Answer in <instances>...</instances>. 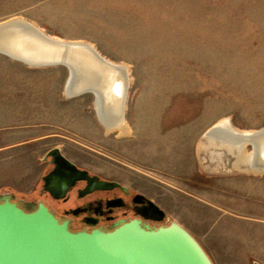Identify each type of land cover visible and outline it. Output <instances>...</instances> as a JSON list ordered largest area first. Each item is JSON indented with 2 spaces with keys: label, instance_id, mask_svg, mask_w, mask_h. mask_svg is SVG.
Returning a JSON list of instances; mask_svg holds the SVG:
<instances>
[{
  "label": "rangeland",
  "instance_id": "rangeland-1",
  "mask_svg": "<svg viewBox=\"0 0 264 264\" xmlns=\"http://www.w3.org/2000/svg\"><path fill=\"white\" fill-rule=\"evenodd\" d=\"M12 19L91 44L126 65L131 81L125 128L109 131L93 94L67 95L66 67L33 68L0 54V146L10 145L0 150V180L38 176L59 148L79 167L136 188L166 224L201 239L199 213L221 206L246 217V237L264 262V173L233 168L232 154L218 170L198 150L222 120L239 131L264 127V0H0V24Z\"/></svg>",
  "mask_w": 264,
  "mask_h": 264
},
{
  "label": "water",
  "instance_id": "water-1",
  "mask_svg": "<svg viewBox=\"0 0 264 264\" xmlns=\"http://www.w3.org/2000/svg\"><path fill=\"white\" fill-rule=\"evenodd\" d=\"M14 36L21 37L28 47L37 48L38 40V56L32 57L36 61L17 56L12 46ZM0 54L33 68L66 67V89L71 97L93 94L104 107L106 98L126 96V87L120 91L119 86L126 79L123 68L108 62L89 44L51 37L27 21L12 19L0 24ZM214 127L206 135L220 129ZM227 140L234 145L247 143L253 156L250 165L264 169V127ZM49 156L58 158L68 172L56 169L43 177L44 190L55 198H62L76 180L88 179V171L78 169L59 148L52 149L43 161ZM12 197L0 196V264H214L197 239L176 222L151 229L131 221L111 232L75 233L44 204L28 212L12 202ZM151 205L156 211L155 220L164 222L166 213L154 202Z\"/></svg>",
  "mask_w": 264,
  "mask_h": 264
},
{
  "label": "flooded vegetation",
  "instance_id": "flooded-vegetation-1",
  "mask_svg": "<svg viewBox=\"0 0 264 264\" xmlns=\"http://www.w3.org/2000/svg\"><path fill=\"white\" fill-rule=\"evenodd\" d=\"M42 163L45 168L38 196L29 199L12 197V202L25 211H34L39 204H44L61 223H66L68 229L75 233L95 230L111 232L131 221H139L142 227L151 229L167 225V217L162 223L155 220L156 211L151 205L153 201L139 190L119 179L106 178L76 164L78 169L88 171V179L76 180L64 196L57 199L44 190L43 177L56 169L68 174L67 168L58 158L51 156ZM95 177L106 184L101 185Z\"/></svg>",
  "mask_w": 264,
  "mask_h": 264
},
{
  "label": "crops",
  "instance_id": "crops-1",
  "mask_svg": "<svg viewBox=\"0 0 264 264\" xmlns=\"http://www.w3.org/2000/svg\"><path fill=\"white\" fill-rule=\"evenodd\" d=\"M235 131H237L238 134L246 132V131L242 132L239 130H235ZM213 135H215V133L214 134L212 133L211 135L208 136H204L205 141L201 140L198 150L200 151V153L204 152L203 153L204 155L201 154L200 156L201 160H206L207 156L205 154L211 153L210 155L214 159V161L216 160L218 162L217 169L220 170L222 169V165L224 161L223 158L225 154L227 155L229 153L232 154L235 160L234 162H236L237 153L233 154L227 148H223L222 145L224 144H221L219 140H217V142L215 141L211 142L210 137ZM226 135L228 134H225V138ZM231 136L233 135H228L227 138H230ZM210 144L213 146H211ZM240 145L239 147L243 148V150L246 149L247 146L246 143ZM9 146L10 145L8 144H2L0 146V150ZM215 151H217V153ZM244 152H246L248 155L250 154L249 151L247 150H245ZM219 160L221 161V163L219 162ZM234 166H236V164H234ZM44 168L45 167L41 168L38 176L35 173L29 171L27 173L21 174L20 176L11 178L5 183L3 181L4 179H1L0 190L9 188L10 191L14 195H16L17 198H21V197L25 199L34 198L37 194L36 190L40 185L39 182H41V177ZM238 169L247 172L245 168H238ZM246 169L252 171L250 170L248 164L246 165ZM211 199H212L211 203L214 204L216 203V200H218L216 199V196H213ZM223 201H226V199L225 198L220 199V201L218 202L224 203ZM200 203L201 205L203 204L202 207L204 209V205H207L210 202L208 203V201L204 200ZM220 207H217L216 209L217 211H215V213H213V211H211V209L207 207L208 208L207 210L210 209L209 214L206 215L204 213L202 215L200 213L197 214L198 216L197 219L201 221L202 225L206 228L204 230L205 234H203V236L201 235L203 240L200 237H197L196 234H194V232H192V230L188 229L186 226L182 225L181 223L180 225L183 226L186 230H188L197 239V241L201 244V246L210 256L214 264H253L254 262H259L260 264H264L263 260H261L260 258H258V256H256L255 251H253L254 249L252 247L251 241H249L248 238L246 237L244 228L247 224H250V222L248 223V219L243 216L230 214L226 210V208L224 207L220 208ZM256 231H257L256 234L258 235V239H259L260 231L259 230ZM208 246L211 247L210 249L213 250L216 256H213L211 254L210 249H208Z\"/></svg>",
  "mask_w": 264,
  "mask_h": 264
},
{
  "label": "bare ground",
  "instance_id": "bare-ground-1",
  "mask_svg": "<svg viewBox=\"0 0 264 264\" xmlns=\"http://www.w3.org/2000/svg\"><path fill=\"white\" fill-rule=\"evenodd\" d=\"M35 39H37V38L34 37V40ZM12 40H13V42H12L13 50H15L17 56H20L22 58H29V59H32V61H36V60H33V58H37V56H38V49H39L38 46L40 45L39 42H38V40H36L37 48L38 49L37 48H34V47H28L23 42V40L21 39V37H17L16 38V36H14L12 38ZM34 40H32V41H34ZM68 42H70V43H78V44L79 43L80 44H84V43L85 44H89V43L83 42V41H68ZM90 45L91 44H89V46ZM107 61L108 62H111L109 60H107ZM111 63L114 64L115 66H118V67L123 68L126 71V79L124 80V83H123V80H121L119 82L120 91L123 89L122 86H125L126 87V96L122 99L120 97L121 95L119 96L118 94H115V95H113V96H111L109 98H106L107 102L104 101V102H106L104 104V107H102L101 101H99L97 99L96 100V108H97V111H98V114H99V118L101 119L103 125L107 128V130L111 131V130L117 129V130L123 131L124 128H125V125H126L125 124V121H124V118H125L124 117V110H125V107H126V98H127L128 88H129V85H130V81L131 80L129 78V69H128V67L126 65H124V64H117V63H113V62H111ZM66 93L68 95V90L67 89H66ZM79 96H81V95H79ZM69 97H71V96H69ZM214 126H218V128H220V129L218 131L214 132L215 135H213V136L210 137L211 142L212 141L217 142V140H219L221 144H224V145H222L223 148H227L233 154L234 153H237V158L235 157L236 158V162H235L236 166H234L233 168H236V167L237 168H245V170L248 171L246 169V165L248 164V166L250 167V170L255 171V172H260V173L263 172L264 173V169H256V168H253L250 165L251 164L252 157H253L251 152H249L250 154L248 155L246 152H244L246 149L243 150V148L239 147V145L236 146L234 144H231L229 142L230 140L228 141L227 140L228 138L227 137L225 138V134L233 135V136H236V135L238 136L240 134V136H244L246 132L239 133L238 134V132L235 131L236 129H233L232 128V126L229 123V120L228 119L222 120V121L218 122V124H216ZM214 126H212V127H214ZM204 136H208V135L205 134ZM211 142H209V143H211ZM211 146H213V145H211ZM219 162L221 163L220 160H219ZM238 170H240V169H238Z\"/></svg>",
  "mask_w": 264,
  "mask_h": 264
},
{
  "label": "trees",
  "instance_id": "trees-1",
  "mask_svg": "<svg viewBox=\"0 0 264 264\" xmlns=\"http://www.w3.org/2000/svg\"><path fill=\"white\" fill-rule=\"evenodd\" d=\"M15 196V195H14ZM17 198V197H16ZM18 199H25V198H23V197H21V198H18Z\"/></svg>",
  "mask_w": 264,
  "mask_h": 264
}]
</instances>
